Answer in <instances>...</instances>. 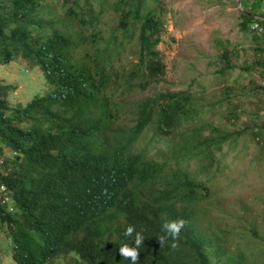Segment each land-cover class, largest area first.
Here are the masks:
<instances>
[{
  "label": "trees",
  "instance_id": "obj_1",
  "mask_svg": "<svg viewBox=\"0 0 264 264\" xmlns=\"http://www.w3.org/2000/svg\"><path fill=\"white\" fill-rule=\"evenodd\" d=\"M239 2L248 14L237 13V30L253 45L257 57L238 68L244 72L256 68L264 81V22L253 17L264 18V8L260 0ZM72 3L63 14L68 21H58L57 27L39 14V0H0V65L25 60L37 66L48 86L44 94L12 107L2 95L7 87L0 85V156L3 147L11 154L0 165V184L12 199L11 211L0 205V227L5 229L10 258L14 264H51L57 257L73 254L83 264H130L120 256L119 247L131 243L124 231L133 225L145 239L138 264H188L187 259L212 264L207 239L191 213L203 183L183 167L171 171L169 178L161 176L162 164L132 150L150 122L164 135L179 126L190 109L191 96L186 91L156 93L134 105L131 126L116 130V103L108 86L111 55L121 44L115 41V47H109L111 35L105 47L89 50L71 21L80 17L76 0ZM110 8L122 35L128 26L136 28L134 65L142 71L143 83L158 82L164 73L156 49L163 26L159 3L113 0ZM230 54L222 47L218 72L234 67ZM254 88L264 94V84ZM237 112L226 109L232 121ZM254 127L251 135L259 140L264 121ZM229 136L225 132L205 139L202 156L212 154L209 146L220 149ZM177 219L186 221L179 246L173 249L171 238L160 246L162 225ZM221 241L216 238L218 248Z\"/></svg>",
  "mask_w": 264,
  "mask_h": 264
},
{
  "label": "rangeland",
  "instance_id": "obj_2",
  "mask_svg": "<svg viewBox=\"0 0 264 264\" xmlns=\"http://www.w3.org/2000/svg\"><path fill=\"white\" fill-rule=\"evenodd\" d=\"M72 1L39 0V14L60 27L58 21H68L63 14L67 6L74 5ZM112 1L76 0L80 17L71 21L78 25L89 50L105 47L111 35L109 47H115V41L121 44L111 55L112 81L108 86L116 103L113 127L125 129L133 124L137 102L159 92L186 91L191 96L190 109L179 126L164 135L150 122L132 143V150L162 164L161 176L169 178L171 171L183 167L203 183L204 190L196 194V208L191 213L207 239L212 264H264V131L259 133V140L250 132L264 121V94L254 88L264 81L256 68L247 72L238 68L257 55L247 37L237 30L234 0H219L218 7L213 6L214 0H157L163 26L156 49L164 73L151 84L143 83L142 71L134 65L136 28L128 26V32L122 35L110 8ZM150 7L154 8L153 2ZM79 18L83 22H78ZM94 32L96 36L91 37ZM222 47L229 49L234 67L218 72ZM0 85L7 87L2 95L12 107L23 105L48 89L37 66L21 59L0 65ZM227 107L238 111L236 120L228 119ZM225 132L230 136L220 149L209 146L212 154L203 157L205 139H215ZM7 152L3 147V158L11 159ZM157 183L163 188L162 182ZM216 238L222 240L220 248L215 244ZM7 244L2 226L0 264H14ZM51 264L83 263L68 254L55 258Z\"/></svg>",
  "mask_w": 264,
  "mask_h": 264
},
{
  "label": "clouds",
  "instance_id": "obj_3",
  "mask_svg": "<svg viewBox=\"0 0 264 264\" xmlns=\"http://www.w3.org/2000/svg\"><path fill=\"white\" fill-rule=\"evenodd\" d=\"M13 154V153H12ZM3 156H0V165H2ZM2 185V184H0ZM5 188L6 193V187L2 185ZM7 195V200L5 202H2V192L0 191V205L4 208L6 211L12 210V199ZM186 221L183 219H177V220H170L166 221L162 225V232L163 235H160L157 238V241L160 246H163L165 242L171 238L172 243L171 247L173 249H176L178 245V239L181 233V230L185 227ZM124 236L131 238V243H122L119 247V254L124 260L130 261V264H138L139 258H140V247L143 245L145 239L144 235L141 232H137L135 227L133 225L127 226V228L124 231Z\"/></svg>",
  "mask_w": 264,
  "mask_h": 264
},
{
  "label": "water",
  "instance_id": "obj_4",
  "mask_svg": "<svg viewBox=\"0 0 264 264\" xmlns=\"http://www.w3.org/2000/svg\"><path fill=\"white\" fill-rule=\"evenodd\" d=\"M234 3H235V9H236V11H237L238 13L243 14V15H247V14H248L247 12H245V11L243 10L242 6L240 5L239 0H234ZM253 17H254V18H257V19H261V20L264 22V18L261 17V16H257V15H255V16H253Z\"/></svg>",
  "mask_w": 264,
  "mask_h": 264
},
{
  "label": "built area",
  "instance_id": "obj_5",
  "mask_svg": "<svg viewBox=\"0 0 264 264\" xmlns=\"http://www.w3.org/2000/svg\"><path fill=\"white\" fill-rule=\"evenodd\" d=\"M260 4H261V7L264 8V0H260ZM252 27L258 28V30L260 29L256 24H253ZM0 191L2 192V196H3L1 201L5 202L7 200V195L5 193V188L2 185H0Z\"/></svg>",
  "mask_w": 264,
  "mask_h": 264
},
{
  "label": "crops",
  "instance_id": "obj_6",
  "mask_svg": "<svg viewBox=\"0 0 264 264\" xmlns=\"http://www.w3.org/2000/svg\"><path fill=\"white\" fill-rule=\"evenodd\" d=\"M213 6L218 7L219 6V3L215 2V4Z\"/></svg>",
  "mask_w": 264,
  "mask_h": 264
}]
</instances>
